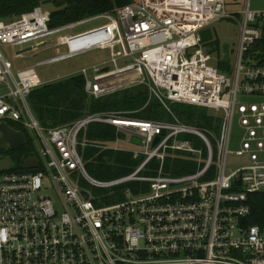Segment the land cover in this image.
I'll list each match as a JSON object with an SVG mask.
<instances>
[{"label": "built area", "instance_id": "built-area-1", "mask_svg": "<svg viewBox=\"0 0 264 264\" xmlns=\"http://www.w3.org/2000/svg\"><path fill=\"white\" fill-rule=\"evenodd\" d=\"M227 1L131 0L56 27L43 6L0 20V121L24 126L39 159L34 168L0 173V264H264V228L247 222L250 195L264 192V65L253 52L264 38V11L251 10L250 0H231L247 2L232 12ZM239 13L240 44L232 61L200 32ZM102 17L104 24L75 32ZM49 42L66 51L39 64L109 49L107 62L77 73L86 92L100 98L145 84L148 102L157 100L171 118L98 111L42 125L29 96L44 83L36 66L16 67L6 48L19 47L16 57H23L20 50ZM226 59L230 72L219 67ZM176 103L213 109L212 126L183 121ZM236 122L241 130L233 150ZM92 123L116 127L113 142L96 146L142 158L134 172L111 180L88 172L82 149L89 142L82 135ZM233 153L249 163L229 168ZM176 158L195 169L166 171ZM49 185L58 204L44 193Z\"/></svg>", "mask_w": 264, "mask_h": 264}, {"label": "trees", "instance_id": "trees-1", "mask_svg": "<svg viewBox=\"0 0 264 264\" xmlns=\"http://www.w3.org/2000/svg\"><path fill=\"white\" fill-rule=\"evenodd\" d=\"M131 0H0V20H12L23 13L33 10L36 6L53 3L51 10L50 27L75 22L90 16L114 11ZM209 44H211L209 42ZM213 45V44H211ZM218 50V44L215 45ZM255 59L264 65V38L256 42L253 47ZM229 59V58H228ZM219 67L222 71L230 72L229 60L221 61ZM29 100L35 113L44 126H57L73 122L89 112L116 111L121 117L155 120L170 119V115L155 99L149 100V89L145 84L128 87L113 94L95 98L90 96L85 89V79L76 74L68 78L51 81L36 87L30 94ZM174 112L185 122L199 125L212 126V117L208 108L187 104H173ZM16 129L24 131L27 143L9 149L15 162V170L24 171L25 159L37 155L35 145L27 129L18 122H9ZM121 136L125 133L121 132ZM89 144L82 149L86 169L94 177L101 180H111L126 176L135 171L141 164V159H135L129 151L102 149L96 144H108L117 137L114 125L106 123H92L83 133ZM173 168H165L174 174L193 171L195 168L187 166L181 158H176ZM171 158H168L170 164ZM154 164V163H153ZM4 171H0L2 173ZM148 173V170L145 174ZM136 183H130L134 186ZM115 201V199L111 200ZM251 215L247 222L258 224L264 228V192L252 193L249 197Z\"/></svg>", "mask_w": 264, "mask_h": 264}, {"label": "rangeland", "instance_id": "rangeland-1", "mask_svg": "<svg viewBox=\"0 0 264 264\" xmlns=\"http://www.w3.org/2000/svg\"><path fill=\"white\" fill-rule=\"evenodd\" d=\"M246 3L247 2H238L236 4L233 1L228 0L226 2V8L232 12H240L243 10ZM43 7L52 10L54 8V4L52 2L47 3L44 4ZM250 9L253 11H264V0H250ZM242 17L243 16L240 13L233 14L230 17H225L215 21L213 24H211L210 27L214 35V38L210 43L213 45L218 44V51L226 52L227 55H229V57L232 59V61H235L237 57V51L239 49L241 34L239 21L242 19ZM105 22H107V18H96L85 24L79 25L77 28H75V32L84 31L102 25ZM18 50L19 47L14 46H9L6 48L7 55L14 62V65L18 68L36 66L37 74L43 81V83L68 78L79 73L84 67L107 62L110 58L109 49L95 48L80 55L73 56L64 60L39 64L40 62H43L54 56H57L62 52H65V47L58 48L53 42H49L46 45L39 46L37 49L25 52L23 57H16V52ZM244 99L245 101H251L255 98L245 97ZM209 112L213 113L214 110L209 109ZM240 130L241 129H239L238 122H236L233 133L234 141L231 146V149L233 150H235L238 146L236 139L240 134ZM124 133H126L127 135L129 134V132L127 131H125ZM126 134L124 136H120L122 138H125ZM120 144V146L124 148H127L129 146L125 141H122ZM35 149L36 152H38L37 148ZM247 163H249V160L245 157L237 156L234 153L228 155L229 168L235 169ZM142 174H145V171H143ZM109 191L110 189L106 190L105 193ZM44 193L49 195L52 200L56 204H58V196L51 185L48 186V189H44Z\"/></svg>", "mask_w": 264, "mask_h": 264}, {"label": "water", "instance_id": "water-1", "mask_svg": "<svg viewBox=\"0 0 264 264\" xmlns=\"http://www.w3.org/2000/svg\"><path fill=\"white\" fill-rule=\"evenodd\" d=\"M202 40L208 42L214 38L212 29L210 27L201 30ZM34 48L28 47L20 50L19 53H25L33 50ZM133 141L140 143V138L134 137ZM157 141V139H156ZM27 143V137L24 131L12 127L6 121H0V149H11L17 146H22ZM39 159L36 156H30L24 161V168H34L38 165ZM15 167V162L11 156H0V171H7Z\"/></svg>", "mask_w": 264, "mask_h": 264}, {"label": "flooded vegetation", "instance_id": "flooded-vegetation-1", "mask_svg": "<svg viewBox=\"0 0 264 264\" xmlns=\"http://www.w3.org/2000/svg\"><path fill=\"white\" fill-rule=\"evenodd\" d=\"M10 124V123H9ZM9 150V149H8ZM8 150L0 149V156H10V154L7 152Z\"/></svg>", "mask_w": 264, "mask_h": 264}, {"label": "bare ground", "instance_id": "bare-ground-1", "mask_svg": "<svg viewBox=\"0 0 264 264\" xmlns=\"http://www.w3.org/2000/svg\"><path fill=\"white\" fill-rule=\"evenodd\" d=\"M124 123H126V122H124Z\"/></svg>", "mask_w": 264, "mask_h": 264}]
</instances>
